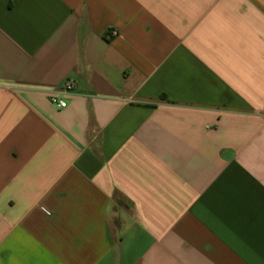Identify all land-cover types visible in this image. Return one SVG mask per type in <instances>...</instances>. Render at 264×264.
<instances>
[{
  "label": "crops",
  "instance_id": "1",
  "mask_svg": "<svg viewBox=\"0 0 264 264\" xmlns=\"http://www.w3.org/2000/svg\"><path fill=\"white\" fill-rule=\"evenodd\" d=\"M0 264H264V0H0Z\"/></svg>",
  "mask_w": 264,
  "mask_h": 264
},
{
  "label": "built area",
  "instance_id": "2",
  "mask_svg": "<svg viewBox=\"0 0 264 264\" xmlns=\"http://www.w3.org/2000/svg\"><path fill=\"white\" fill-rule=\"evenodd\" d=\"M111 35L112 36H116L117 35V32L115 30H113L111 32ZM74 87H75V85H74V83L72 81H66L65 84L63 85V91L64 92H69V91L73 90ZM51 102H52V104L55 107H57L59 109H61V108L64 109L67 106L66 102H64L63 100H60L58 98V96H53L51 98Z\"/></svg>",
  "mask_w": 264,
  "mask_h": 264
}]
</instances>
